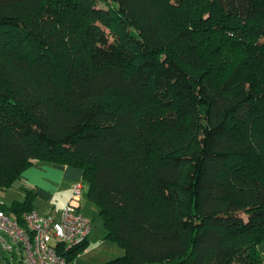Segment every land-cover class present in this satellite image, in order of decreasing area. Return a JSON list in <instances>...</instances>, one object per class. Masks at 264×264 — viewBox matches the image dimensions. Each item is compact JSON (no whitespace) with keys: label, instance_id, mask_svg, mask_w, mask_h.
<instances>
[{"label":"trees","instance_id":"16d2710c","mask_svg":"<svg viewBox=\"0 0 264 264\" xmlns=\"http://www.w3.org/2000/svg\"><path fill=\"white\" fill-rule=\"evenodd\" d=\"M42 162L105 264H264V0H0V189Z\"/></svg>","mask_w":264,"mask_h":264},{"label":"built area","instance_id":"2783aa9c","mask_svg":"<svg viewBox=\"0 0 264 264\" xmlns=\"http://www.w3.org/2000/svg\"><path fill=\"white\" fill-rule=\"evenodd\" d=\"M82 181L73 183L68 202L57 214L32 209L21 220L0 209V249L12 264H67L60 251L83 242L92 228L91 219L79 210Z\"/></svg>","mask_w":264,"mask_h":264},{"label":"crops","instance_id":"0c3cea01","mask_svg":"<svg viewBox=\"0 0 264 264\" xmlns=\"http://www.w3.org/2000/svg\"><path fill=\"white\" fill-rule=\"evenodd\" d=\"M79 180V171L72 167H58L46 162L35 163L22 172V178L17 182L23 191L22 196L18 200H23L26 194L25 189H29L35 194L33 201L34 210L42 215L57 214L68 202L73 183ZM5 212L7 213V211ZM9 216L15 218L13 215ZM91 230L86 239L84 250L70 258L67 264H105L114 258L122 256L124 252L120 253L117 247L118 244L115 241L105 238L104 232L101 234L100 239L96 240L91 235ZM261 245H263V252L264 243L260 244L258 248L260 250ZM262 252L260 254L264 263ZM2 254L3 251L0 249V264H12Z\"/></svg>","mask_w":264,"mask_h":264},{"label":"rangeland","instance_id":"374dc122","mask_svg":"<svg viewBox=\"0 0 264 264\" xmlns=\"http://www.w3.org/2000/svg\"><path fill=\"white\" fill-rule=\"evenodd\" d=\"M22 193H23V191L18 186V183H15L11 187L3 189V190L0 189V206L4 205L7 207H10L14 200H18L22 196ZM80 197H81L80 212L84 216H86L92 220L91 235L94 236V238L96 240L100 239L101 234H103V232L105 233V228H104V225H103L101 218L99 217L98 211L88 201V198H87L85 191H83L81 193ZM7 213L12 216L11 211H7ZM102 237H103V235H102ZM117 247H118L120 253L124 252V250L121 247H119V246H117ZM262 249H263V245H261V247H260V252H262ZM262 255H264V251L262 252Z\"/></svg>","mask_w":264,"mask_h":264}]
</instances>
